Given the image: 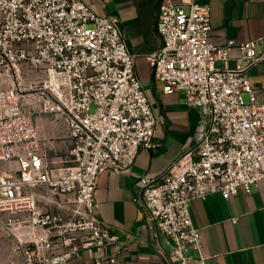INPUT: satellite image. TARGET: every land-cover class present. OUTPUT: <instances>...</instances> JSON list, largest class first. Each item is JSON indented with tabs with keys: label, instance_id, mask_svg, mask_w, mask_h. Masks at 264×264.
<instances>
[{
	"label": "built area",
	"instance_id": "obj_1",
	"mask_svg": "<svg viewBox=\"0 0 264 264\" xmlns=\"http://www.w3.org/2000/svg\"><path fill=\"white\" fill-rule=\"evenodd\" d=\"M0 13V74L14 80L0 87V162L16 163L0 169V223L19 249L8 264H65L81 247L118 241L97 217L99 173L109 165L128 169L141 146L162 144L152 139L166 118L143 88L119 15L99 14L84 0H0ZM155 27L161 45L148 55L154 77L164 92H181L198 109L200 136L161 173L140 175L137 205L148 229L168 238L176 264H206L190 203L214 193L230 199L240 186L251 193L264 182V100L247 75L264 62V30L213 43L210 5L198 0H159ZM234 48L240 55L231 67ZM22 64L45 74L36 87L39 111L66 118L64 165L45 153L33 110L22 102ZM41 186L75 194L79 218L65 223L62 214L41 211L34 192Z\"/></svg>",
	"mask_w": 264,
	"mask_h": 264
},
{
	"label": "crops",
	"instance_id": "obj_2",
	"mask_svg": "<svg viewBox=\"0 0 264 264\" xmlns=\"http://www.w3.org/2000/svg\"><path fill=\"white\" fill-rule=\"evenodd\" d=\"M84 1L99 14L119 15L128 45L135 54L138 77L155 113L166 120L158 123L152 139L153 143L162 144L141 146L128 169L109 165L99 173L95 190L97 217L119 235L118 241L105 248L81 247L65 264H95L96 260L108 264L109 257L116 259L112 264H176L168 238L163 234L154 235L139 214V177L161 173L185 148L196 144L200 136L199 111L185 103L183 93L164 92L162 82L154 77L148 55L161 45V37L155 27L159 0ZM198 1L210 5L209 40L213 43L253 39L264 30V0ZM1 19L0 13V22ZM239 55V49L234 48L229 61L231 67L236 66ZM247 75L259 98L264 100V62L250 68ZM13 84L9 73L0 74V87L9 88ZM34 106L30 109L39 127L45 153L55 162L54 165H64L63 160L70 148L66 118L39 111V104ZM58 154L61 155L54 156ZM0 169L14 170L16 163L0 162ZM34 192L40 205L45 203L44 211L63 214L62 210L74 209L78 205L73 193L59 194L43 186L36 187ZM190 213L194 225L201 229L206 264H264L263 181L252 186L251 193L240 186L230 199L220 193L194 199L190 203ZM1 245L0 238V251L4 249ZM61 249L57 247V250ZM188 253L197 255L195 250Z\"/></svg>",
	"mask_w": 264,
	"mask_h": 264
},
{
	"label": "rangeland",
	"instance_id": "obj_3",
	"mask_svg": "<svg viewBox=\"0 0 264 264\" xmlns=\"http://www.w3.org/2000/svg\"><path fill=\"white\" fill-rule=\"evenodd\" d=\"M18 68L20 69L19 73V80L17 81L19 84H21V95H22V102L27 108L35 107L34 105L41 104L43 101V95L40 93V91L36 90L37 86L41 85V80L45 78L44 73L38 71L33 66H28L26 64L19 65ZM12 74V73H11ZM12 82L13 80V74L11 75ZM33 87H32V86ZM245 99L247 100V95H245ZM95 109V106H91V111ZM51 114V113H48ZM34 115V114H33ZM61 154L54 155V156H60ZM62 155H64L62 153ZM58 198L59 195H56ZM45 203H39V209L41 211H44ZM78 208V205L74 207V209H67L62 210L64 222H73L79 218L78 214H76V210ZM20 231V230H18ZM15 232V233H18ZM70 234V231L67 232V235ZM0 238L2 245L1 247L4 248L2 251H0V264H7L8 261L12 259H18L16 258V253L18 254L19 249L18 247V240L14 236L13 232L10 231L4 224L0 223ZM18 257V256H17Z\"/></svg>",
	"mask_w": 264,
	"mask_h": 264
}]
</instances>
